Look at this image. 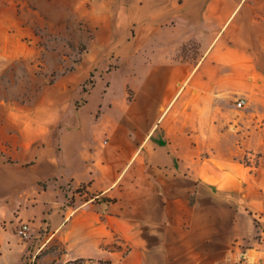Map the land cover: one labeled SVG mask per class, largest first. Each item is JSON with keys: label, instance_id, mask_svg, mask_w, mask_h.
Instances as JSON below:
<instances>
[{"label": "crops", "instance_id": "0c3cea01", "mask_svg": "<svg viewBox=\"0 0 264 264\" xmlns=\"http://www.w3.org/2000/svg\"><path fill=\"white\" fill-rule=\"evenodd\" d=\"M103 4L82 62L0 126V264L22 263L20 222L40 249L124 264L264 226V0Z\"/></svg>", "mask_w": 264, "mask_h": 264}, {"label": "rangeland", "instance_id": "374dc122", "mask_svg": "<svg viewBox=\"0 0 264 264\" xmlns=\"http://www.w3.org/2000/svg\"><path fill=\"white\" fill-rule=\"evenodd\" d=\"M104 1L0 0V126L13 122L18 113L31 111L42 88L82 62L96 32L94 22L105 14ZM92 63L91 54L80 71ZM95 76L96 69L84 82L85 89ZM237 99L242 97L233 95L231 100L236 103ZM248 159L244 162L249 164ZM18 225L16 238L28 243L21 264H57L70 259L60 241L40 249L32 236L18 235ZM254 225L245 241L199 245L190 264H264V226Z\"/></svg>", "mask_w": 264, "mask_h": 264}, {"label": "trees", "instance_id": "16d2710c", "mask_svg": "<svg viewBox=\"0 0 264 264\" xmlns=\"http://www.w3.org/2000/svg\"><path fill=\"white\" fill-rule=\"evenodd\" d=\"M32 264H36V263H32ZM57 264H124V263H113L109 260L80 257Z\"/></svg>", "mask_w": 264, "mask_h": 264}, {"label": "built area", "instance_id": "2783aa9c", "mask_svg": "<svg viewBox=\"0 0 264 264\" xmlns=\"http://www.w3.org/2000/svg\"><path fill=\"white\" fill-rule=\"evenodd\" d=\"M243 104H244L243 99L236 100V103H235L236 107L241 108ZM29 230H30L29 223H26V222H20L17 227L18 235L24 239H28L30 237Z\"/></svg>", "mask_w": 264, "mask_h": 264}]
</instances>
